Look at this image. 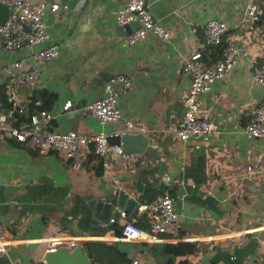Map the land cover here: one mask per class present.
<instances>
[{"label":"crops","instance_id":"crops-1","mask_svg":"<svg viewBox=\"0 0 264 264\" xmlns=\"http://www.w3.org/2000/svg\"><path fill=\"white\" fill-rule=\"evenodd\" d=\"M56 1L68 9L45 11L42 20L48 34L44 42L57 43V54L37 63L29 56L34 47L0 48V65L21 59L20 68L37 69L34 91L52 114L49 129L114 132L126 129L129 121L134 129L126 130L142 132L145 139L128 153L110 151L105 167L90 143L79 144L65 158L0 139V256L6 264H31L43 253L46 239L59 233L78 237L89 264H249L263 259L264 142L247 138L242 128L251 106L264 102V86L253 79L251 66L256 58L264 62V0H258L263 14L249 23L239 18L245 0H145L174 41L147 33L129 46L120 44L114 17L125 0ZM210 18L228 24L215 44L202 39ZM226 39L241 47L237 60L210 82L200 102L219 132L206 140H180L175 126L189 85L182 57L198 50L199 61L210 63ZM118 72L129 76L130 86L117 97L119 116L99 124L82 107L101 96L104 81ZM2 79L0 73V87ZM65 100L72 110L61 109ZM30 107L10 116V122L25 119ZM127 145L136 148L133 140ZM164 192L173 198L176 221L152 241L119 238L118 209L145 227L149 209L138 210V205Z\"/></svg>","mask_w":264,"mask_h":264},{"label":"built area","instance_id":"built-area-1","mask_svg":"<svg viewBox=\"0 0 264 264\" xmlns=\"http://www.w3.org/2000/svg\"><path fill=\"white\" fill-rule=\"evenodd\" d=\"M6 5L5 17L0 20V48L8 52H16L22 47L30 49L29 56L37 63L44 62L54 57L58 52L57 43L45 44L48 34L45 31L43 15L45 11H66L67 3L56 0H0ZM263 8L258 0H245L240 10V21L254 22L262 14ZM116 25L123 26L134 22L135 26L120 37L122 46H129L147 33L155 35L162 42H173L169 30L157 22L151 14L145 0H125V3L114 12ZM228 24L218 18H210L203 27V43L215 44L221 41ZM235 41L226 39L221 47V54L210 63L199 61L201 56L198 50L182 57L183 70L189 75V85L184 98L185 107L175 126L178 139L186 140L197 136L206 140L217 135L219 129L214 120L201 112L200 102L202 94L209 88L210 82L222 78L236 62L240 52ZM21 59H12L0 65L3 75L2 92L0 99V139H11L18 143H27L40 153L53 152L68 158L76 151L79 144H91L92 151L97 156L100 164L107 166L110 151L122 153L120 143L108 140L112 134H120L129 129H134L131 122L127 121L128 130L106 132L99 129L91 133H78L73 130L49 129L47 122L52 114L42 105L40 97L34 91L38 80V72L34 67L20 68ZM253 79L264 86V62L262 58L253 59L251 62ZM128 75L118 72L110 75L103 83V94L88 101L83 110L93 115L99 124L111 121L119 116L117 97L119 93L130 86ZM19 89L26 90L22 95ZM25 96V97H24ZM27 106L30 112L27 117L17 123H11L10 116L20 113ZM71 102L65 100L61 109L70 111ZM31 108H34L33 110ZM242 131L247 138H257L264 142V102L251 106ZM251 170L256 171L252 166ZM149 209L147 226L136 223L135 216H128L125 210L118 209L121 219L119 238L132 242H148L156 238L159 233L166 230L167 226L176 221V212L173 207L172 196L164 192L157 199L148 204L138 205ZM110 217L109 221H115ZM78 243V237L59 233L46 239L43 253L34 257L31 264H48L45 253L58 247L70 248ZM4 250L3 233L0 230V253ZM133 263L136 260H132ZM249 264H264L263 259H252Z\"/></svg>","mask_w":264,"mask_h":264},{"label":"water","instance_id":"water-1","mask_svg":"<svg viewBox=\"0 0 264 264\" xmlns=\"http://www.w3.org/2000/svg\"><path fill=\"white\" fill-rule=\"evenodd\" d=\"M6 5L0 3V20L5 17ZM135 26L134 22H129L123 26H117V30L122 34L130 31ZM145 137L142 132H129L124 131L120 134H112L108 136V140L113 143H120L123 153H128L132 149H139L141 143L144 142ZM130 140H133L136 148L128 147ZM45 259L48 264H89V259L86 258V254L83 253L81 246L74 245L71 248L58 247L53 251L45 253ZM0 264H6L3 257L0 256Z\"/></svg>","mask_w":264,"mask_h":264},{"label":"trees","instance_id":"trees-1","mask_svg":"<svg viewBox=\"0 0 264 264\" xmlns=\"http://www.w3.org/2000/svg\"><path fill=\"white\" fill-rule=\"evenodd\" d=\"M262 14H263V13H262ZM220 45H223V43L220 44ZM221 47H222V46H221ZM219 49H220V47H219ZM1 86H2V85H1ZM0 99L4 100V99H3L2 87H0Z\"/></svg>","mask_w":264,"mask_h":264}]
</instances>
